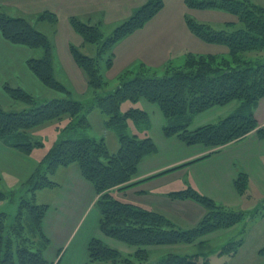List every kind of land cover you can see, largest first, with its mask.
Wrapping results in <instances>:
<instances>
[{"label": "trees", "instance_id": "trees-1", "mask_svg": "<svg viewBox=\"0 0 264 264\" xmlns=\"http://www.w3.org/2000/svg\"><path fill=\"white\" fill-rule=\"evenodd\" d=\"M185 2L191 8L220 9L238 16L239 24H226L220 31L189 20L191 30L198 37L209 43L228 45L229 55L220 57L190 53L182 64H168L163 76L150 75L148 69L130 72L120 78L111 92H108L109 83L102 75L103 56L106 55L107 68H110L115 46L144 27L164 7V0H147L110 36L105 35L101 24L83 22L77 17L70 19L71 26L84 43L98 47V55L92 57L71 46L73 59L84 72L88 89L92 90L90 103L73 99L71 89L55 77L50 38L26 18H13L0 13V32L7 41L43 50L41 58L28 60V67L55 94L53 99L43 102L22 88L7 85L5 91L10 98L24 103L26 109L7 111L0 105V140L14 150L30 155L34 148L43 145L37 137L44 127L65 119L71 121L66 130L63 129L66 134L59 138L44 161L22 183L23 194L19 197L16 215L11 218L6 212H0V264H52L44 256V249L50 243L43 229L49 206L37 204L35 194L39 189L56 187L57 183L48 175L58 167L71 164H78L83 176L95 187L102 233L135 248L133 255L124 256L119 250L94 238L88 246L86 264H200L198 254H169L150 261L149 248L194 244L206 233L229 229L259 215L264 216V202L255 212L234 211L216 205L212 199L189 187L172 192L169 197L180 201L192 200L205 209V214L197 225L183 230L163 214L122 203L111 194V191L122 192L135 186L138 182L133 180L139 164L157 153L151 137L140 138L127 133L129 119L140 125L148 122L149 115L140 108H132L123 114L120 109L125 101L137 103L146 100L158 105L166 121L165 134L177 136L187 145L219 149L253 131L264 139V128L258 127L251 111L264 98V7L252 0ZM39 21L56 24L58 18L47 11L39 16ZM232 103L238 104V112L214 124L189 128L193 116ZM93 109H99L106 116L107 129L117 132L120 145L117 153L109 152L105 138L81 137L84 133L79 130L90 127L88 116ZM247 182L244 174L236 181L241 193H245ZM15 195V192H11L10 196L0 192V201ZM244 233L245 229L242 235ZM231 244L235 246L228 252ZM243 245L242 236L236 243L227 244L220 253L234 256ZM258 254L264 259V246Z\"/></svg>", "mask_w": 264, "mask_h": 264}, {"label": "crops", "instance_id": "crops-1", "mask_svg": "<svg viewBox=\"0 0 264 264\" xmlns=\"http://www.w3.org/2000/svg\"><path fill=\"white\" fill-rule=\"evenodd\" d=\"M146 2L147 0H0V13L13 18H26L37 30L50 38L53 44L55 77L63 83L59 76L63 78L68 76L73 93L79 91L78 95H80V92L85 93L88 90V84L84 72L73 59L71 46L84 48L81 51L86 55L89 54L85 51L87 44L75 32L70 19L77 17L83 22L101 24L104 31L105 27L113 26L130 18ZM47 11L57 16L56 24L39 21V16ZM128 37L115 46L116 57L121 51L122 43ZM158 37L161 41L166 38L163 35H158ZM159 39L154 38L153 42H158ZM153 42L148 44L140 42L135 46V49L139 52L142 51L141 48H145L142 54L155 53L158 47ZM122 51L124 54V48ZM43 55V50L10 43L0 32V97H6L9 100L10 96L5 91V87L8 85L12 88H22L41 100L53 98L55 94L45 87L28 67V60L39 59ZM13 104L15 105V102ZM236 107L222 108V111L219 110V113L214 114L213 119L203 123H199L196 117L213 113L212 111L218 107L197 114L190 121V129L217 123L238 112ZM251 111L258 127L264 128V98ZM65 120H68L69 123L64 129L71 122L69 119ZM165 123L164 118L161 129L163 134H159L158 137L145 135L154 141L157 153L145 158L139 164L137 175L133 180L138 183L121 192L129 199L128 203L161 213L177 227V221L197 225L203 218L205 209L192 200H173L169 194L177 192V190L171 189L174 188L173 179L182 178L184 189L181 190H185L189 188V185L192 186V183H188L190 171L192 172L195 167H203L199 168V172L195 174L209 187L222 189L224 186L228 199L222 203L223 207L234 211L251 212L263 205L264 139L259 138L253 131L245 138L219 149H210L203 145L187 146L177 136L169 137L165 134ZM141 125L147 126V123H141ZM161 148L164 158L158 160L155 157L161 152ZM216 157L219 158L216 160ZM3 162L6 163L4 166L7 170H13L19 176L17 179L19 183L25 182L41 163L37 157L14 150L0 140V167L3 166ZM2 172L3 170L0 168V173ZM181 172H184L182 176L173 177L176 173ZM56 173L59 174L55 176L54 181L57 186L50 188L56 189V197L47 204L49 208L43 220L44 232L50 240L49 245L44 249V256L52 264H86L91 240L97 238L106 244L105 240L100 237V233L90 227L84 229L80 237L77 233L88 204L92 200L97 201L98 195L94 185L83 176L78 164L61 166ZM242 174L247 176L248 180L245 193H241L236 187V181ZM252 185L258 190L259 195L253 193ZM164 188H167V191H161ZM203 194L212 200L215 199L210 193L204 191ZM245 198L248 205L243 201ZM55 214L58 216H54ZM95 217H99L100 221V216L97 213H95ZM203 242L206 241L199 243ZM169 254L180 253H168L167 255ZM157 260L159 259L154 257L150 261Z\"/></svg>", "mask_w": 264, "mask_h": 264}, {"label": "rangeland", "instance_id": "rangeland-1", "mask_svg": "<svg viewBox=\"0 0 264 264\" xmlns=\"http://www.w3.org/2000/svg\"><path fill=\"white\" fill-rule=\"evenodd\" d=\"M252 2L264 7V0H252ZM189 20H191L195 24L209 26L215 31L224 29L227 26L226 24L240 23L237 15L225 10L213 8H191L186 4L185 0H164V7L154 17H152L144 25V27L137 30L138 32H134L135 34H131L132 36L130 35L131 37H128V39H126V41L122 43L120 47V53L118 52L117 57L116 54L112 57L113 64L110 68H107L106 55L103 56L105 60L102 59L101 61V69L105 81H108L109 83L107 88L108 92L113 91L117 87L120 78L127 74H130V72L137 73L142 69H148L149 71L147 73L150 72V75L157 74L158 76H163L168 64L172 62L174 63V65H180L183 63L186 56L190 53L193 55H217L220 57H227L229 55L228 45L215 44L204 41L191 30L189 26ZM122 22L116 23L113 26H109L107 28L105 27V35L110 36L117 28V26ZM158 35H163L166 38L161 41ZM154 38H158L159 41L153 42ZM140 42H146L147 44L153 42L155 46L158 47V50H156V52L152 54H142V51L145 50V48H141L142 51L139 52L136 51L137 49H135V46H137ZM123 48L124 54H122ZM81 49L84 50V48ZM85 51L89 54V56L91 55L92 57L98 55L97 45L94 46L87 44ZM59 79H61L63 83L66 84L72 91L73 87H71L69 84L70 82L68 76H64V78L62 76H59ZM78 92L79 91H76L75 94L73 93V99H78L85 102L87 101V103L91 102V98L93 95L92 90L88 89L85 93L80 92V95H78ZM50 99L53 98H47V101ZM13 102H15V105L13 104ZM13 102L10 98L8 100L6 97H0V105L7 111L19 112L26 109L24 103L16 102L14 100ZM231 106H237L235 108L236 110H238L239 108L237 103H232L224 107L218 106V109L212 111L213 113H207V115L198 116L196 117V120H198L199 123L209 121L210 119H213L215 113H219V110L222 111V108H229ZM132 108L144 109L149 114V119L147 122V126L141 124L138 125L134 120L129 119L127 121L128 134L138 135L140 138H144L146 134L155 135V137H158L159 134H163V131L161 129L164 122V117L158 105L151 104L146 100H140L137 103L125 101L121 104L120 110L124 114ZM88 120L90 123V127L85 130H79L80 132L84 133V135H82L81 137H90L98 140L105 138L109 152L111 154L117 153L120 146L118 134L115 130L107 129L105 127L106 116L99 109H93L89 113ZM68 123V120H64L58 124L48 125L44 127L39 132V137H37V139H40L43 145L41 147L34 148L30 155L32 157H37L42 163L46 158V155L50 152L59 138L62 135L66 134L63 129ZM155 158H158V160L164 158L162 148L161 152ZM218 158L219 157H216V160ZM5 164L6 163L3 162V166L0 167L3 170V172L0 173V192H3L9 196L11 192H15L16 195L14 197L11 196V198L0 201V212H6L12 218L17 213L19 206V197L23 194V189L22 183L17 182L19 176L13 170H7V168L4 166ZM59 168L61 167H58L55 171L48 175L50 180L55 181V176L59 175L58 173H56ZM199 168L200 167H195L194 169H192V172L190 171V178H188V183H192V186L189 185L188 187H193L195 191L203 196H205L203 194L204 191L210 193L215 197L213 201L216 203V205L223 206L222 203L228 199V194L225 193L224 186L222 187V189H220L218 187H209L208 185H206L205 181H203L195 174L199 172ZM183 173L184 172L176 173L173 177H180L183 175ZM182 184V178L173 179L174 188L171 189L182 191L181 189H184V186ZM206 186L207 188H205ZM166 189L167 188H164V190L161 191H167ZM252 191L254 194L259 195L258 190L255 189L253 185ZM56 193V189H39L35 194V202L40 205H47L48 203H50L52 198L56 197ZM111 194L115 200H118L122 203L130 202L129 199L121 192L111 191ZM243 201H245L246 205H248L246 198L243 199ZM95 213H97L101 219L97 201L92 200L88 204L84 214L85 216L84 218H82L79 224V231L77 232L79 237L84 229L90 227L100 233V237L105 240L106 245H108L109 247L119 250L124 256L133 255L135 248H131L126 244L114 238L107 237L102 233L100 229L99 217L96 218ZM54 216H58V214H55ZM246 222H242L241 224L229 229H219L206 233L194 244H180L177 245V247H151L149 248V254L151 257L149 259L151 260L154 257L161 259L162 257L167 256L168 253H180L189 255L198 254L200 256V264H204L205 261L207 262V264H264V259L258 254L259 247L264 245V217L259 215L252 220H247ZM177 225L178 228H182L183 230L195 226L193 224H187L181 221H177ZM244 229L245 233L244 235H242ZM242 236L244 237V245L242 248H240L239 252L236 255L231 256L227 252L220 253L227 244L231 242L236 243V241H238ZM200 241L206 242L199 243ZM234 246V244H231L227 251L230 252L234 248Z\"/></svg>", "mask_w": 264, "mask_h": 264}]
</instances>
